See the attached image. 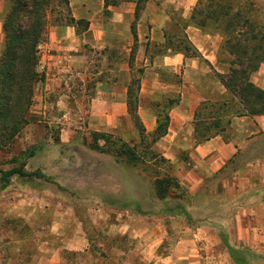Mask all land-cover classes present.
I'll return each mask as SVG.
<instances>
[{
    "label": "rangeland",
    "instance_id": "rangeland-1",
    "mask_svg": "<svg viewBox=\"0 0 264 264\" xmlns=\"http://www.w3.org/2000/svg\"><path fill=\"white\" fill-rule=\"evenodd\" d=\"M253 1L264 12V0ZM1 7L3 19L8 1L0 0ZM166 9L177 19L169 30L175 36L182 35L177 27L183 21L179 10L170 5ZM57 11L47 17L46 36L39 45L37 69L44 73V80L34 85L28 124L8 151L0 150L2 163L42 142L26 169H40L51 180L13 178L0 188V264H154L158 256L187 250L192 258L182 260L185 264H237L228 254V246L242 249L238 252L246 264H264V115L233 116L227 123L228 115L242 110L231 103L223 105L222 98H217L221 83L216 70L210 67L208 78L201 72L188 73V85L214 104L201 108L199 124L217 121L222 139L234 141L236 148L211 169L210 159L194 151L188 132L194 126V114H189L187 132L181 130L178 135L181 146L170 147L171 173L180 187L171 188L159 199L153 177L142 170V164H128L112 153L97 150L95 143L103 145L104 140L92 138L96 131L97 137L111 133V140L139 141L128 114H92L90 106L98 80L121 79L127 85L132 76L143 77L145 67L138 62L124 70L117 62L126 55L110 49L106 60L98 51H89V65L73 71L58 65L55 72L47 71L42 67L40 46L48 42L55 26L73 27L69 16ZM70 12L72 16L71 8ZM76 27L80 33V26ZM158 48L149 51L154 54L155 69L175 85L155 88L154 98H150V84H144L146 96L141 104L152 107L154 116L168 97H179L184 91L177 85L182 77L158 62L163 54ZM219 57L228 56L219 53ZM197 59L198 67L208 68L201 54ZM226 65L220 63L223 71ZM57 71L61 79L51 83L47 76ZM62 91L68 96L60 101ZM253 122L256 126L252 128ZM159 143L153 146L162 153L164 146Z\"/></svg>",
    "mask_w": 264,
    "mask_h": 264
},
{
    "label": "trees",
    "instance_id": "trees-1",
    "mask_svg": "<svg viewBox=\"0 0 264 264\" xmlns=\"http://www.w3.org/2000/svg\"><path fill=\"white\" fill-rule=\"evenodd\" d=\"M7 1L9 8L2 19L4 40L0 52V150L2 151H8L11 148L15 138L28 124L34 85L44 80V73L38 71L37 64L39 45L46 36L47 17L53 16L55 10H58L60 14L65 12L67 15L65 18L69 16V24L75 28L76 34H79L76 26H80V30H86L88 27L86 19H75L70 15L69 0ZM119 1L122 0H104V4L114 5ZM134 1L137 18L143 7V0ZM262 10V7L253 0H197L189 19L180 22V25L177 24L182 35L179 33L175 36L174 32L169 30L166 41L157 49L163 54L167 53L166 49H169L170 52H181L185 57H199L200 53L183 32L188 24L203 32H215L221 36L219 53H225L228 57L218 58L220 62H227L226 70L215 72L218 81L226 90V94L220 95L219 98H222L223 105L228 106L231 103L242 110L228 115L227 123L233 116L264 115V89L255 85L250 79L251 74L264 63V12ZM58 17L54 20L57 21ZM140 83V75L132 76L127 84L125 100L127 114L138 131L139 141L129 143L119 137L111 140V133H101L97 137L99 133L96 131L92 132V138L94 141L95 139L104 140L103 145L95 143L94 147L97 150L112 153L113 156L128 164H142V170L153 177L156 196L164 199L171 188H179L180 184L177 177L171 173L170 160L158 152L153 145L167 133L170 120L169 109L178 102L179 97L167 98L163 109L156 114L154 130L147 133L138 114ZM207 105L214 104L203 100L194 111L193 130L197 144L222 132L217 128V121L207 126L199 124L200 110ZM212 128L214 130H211ZM41 148L42 142L29 145L21 153L12 154L0 163V188L8 186L13 178H37L50 181L51 177L40 169H26L28 160ZM238 250L242 249L227 247L233 261L237 264H246V260Z\"/></svg>",
    "mask_w": 264,
    "mask_h": 264
},
{
    "label": "crops",
    "instance_id": "crops-1",
    "mask_svg": "<svg viewBox=\"0 0 264 264\" xmlns=\"http://www.w3.org/2000/svg\"><path fill=\"white\" fill-rule=\"evenodd\" d=\"M196 1L143 0V7L136 18V2L134 0H122L114 5H105L104 0H69L72 16L75 19H86L88 27L79 34H76L74 27L70 26L64 28L55 26L52 28L49 32L48 42L41 47L42 67H45L47 71L54 70L53 72H55L58 65H62L63 70L73 71L80 65H89V60L91 59L88 54L89 51H98V55L103 60H106L107 52L110 49L119 50L120 53L126 55V57H122L123 59L117 62L124 70L129 71L130 65L132 67L138 62L145 67L144 76H141L138 114L146 128V132L153 131L156 126V116L153 114L154 109L152 107L141 104L142 97L146 96V89L143 86L145 83L150 84L149 96L154 98L153 90L155 88L170 89L175 84L160 77L159 72L155 69L154 54L149 51L156 45L159 46L166 41L170 26L176 23L177 19L172 17L171 12L166 7L170 5L178 9L182 20L186 21L189 19ZM1 11L2 7L0 8V52L3 48L4 40ZM183 32L202 55L203 63H207L206 67L208 68L198 67L199 61L197 57H185L181 52H167L159 57L158 62L160 65L170 69L175 75L177 74L178 78L182 77V81L179 80L177 85L178 88H184L178 102L169 109L170 120L167 133L155 142L162 143L164 147L161 154L168 158L170 162L172 161L170 147L176 146L179 148L181 146L178 135L181 130L187 132L188 115H193L197 106L204 100V96L199 94L195 86L188 85V73L193 71L201 72L203 77L208 78L212 72L210 67L218 72H223L224 69L220 66L221 62L218 60L221 42V36L218 33H206L191 24L186 25ZM131 51L133 52L131 53ZM58 75L57 71L51 76L48 74L47 78L53 83L61 79L60 75ZM251 75V81L264 89V63ZM220 87V95L226 94L222 84H220ZM126 88L125 80H98L96 86L97 94L90 106V112L97 114L119 111L127 115ZM58 95L60 101L68 96L64 91ZM218 96L217 98H219ZM103 99L104 101H102ZM101 102H104V104L101 105ZM239 117L246 118L250 116L242 115ZM255 126L256 123L253 122L252 128ZM188 132L193 140L194 151L200 154L199 157L210 159L211 169L215 168L216 163L224 162L225 159L235 152V142L222 139L220 133L197 144L193 128L190 127ZM211 159H213V163ZM114 210L118 211L119 207H115ZM161 241H158L157 244ZM181 242L182 240L178 241V246ZM177 254L172 252L169 255L158 256L154 264H158L160 258L164 259L161 261L162 264H185L182 260L192 258V254L188 250Z\"/></svg>",
    "mask_w": 264,
    "mask_h": 264
},
{
    "label": "built area",
    "instance_id": "built-area-1",
    "mask_svg": "<svg viewBox=\"0 0 264 264\" xmlns=\"http://www.w3.org/2000/svg\"><path fill=\"white\" fill-rule=\"evenodd\" d=\"M40 48H41V46H40Z\"/></svg>",
    "mask_w": 264,
    "mask_h": 264
}]
</instances>
